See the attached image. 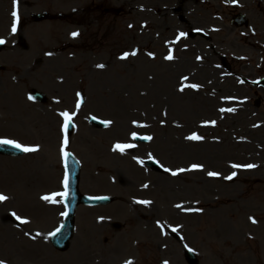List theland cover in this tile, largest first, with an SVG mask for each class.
Instances as JSON below:
<instances>
[{
    "label": "rangeland",
    "instance_id": "obj_1",
    "mask_svg": "<svg viewBox=\"0 0 264 264\" xmlns=\"http://www.w3.org/2000/svg\"><path fill=\"white\" fill-rule=\"evenodd\" d=\"M235 12L248 28L229 25ZM32 13L48 19L33 23ZM0 37V139L39 150L0 157V261L187 264V248L197 264H264V90L241 83L264 76V0H0ZM32 88L45 105L29 99ZM58 111L72 117L70 138ZM90 116L110 123L95 129ZM133 133L152 139L138 144ZM193 134L202 139H186ZM116 144L135 146L121 153ZM64 149L80 164L79 192L115 201L79 206L59 253L48 238L62 223L63 196L41 197L60 188ZM149 159L161 169L145 167ZM107 221L122 228H99Z\"/></svg>",
    "mask_w": 264,
    "mask_h": 264
},
{
    "label": "water",
    "instance_id": "obj_2",
    "mask_svg": "<svg viewBox=\"0 0 264 264\" xmlns=\"http://www.w3.org/2000/svg\"><path fill=\"white\" fill-rule=\"evenodd\" d=\"M41 16L36 17V19H41ZM40 98V96H38ZM0 153L1 154H10V155H19L20 153L17 152L12 147H9L5 144H0ZM69 177H68V183L66 186L67 195L64 200L66 209H67V215L65 217V221L62 225V228L54 233L52 237L50 238V241L52 245L60 250L64 251L68 247V241L71 237L72 231H73V215L75 208L78 204H107L110 199L108 198H87L84 196H81L78 194L77 191V182H78V169L76 164L69 163ZM187 260L193 264L194 258L187 254Z\"/></svg>",
    "mask_w": 264,
    "mask_h": 264
},
{
    "label": "snow or ice",
    "instance_id": "obj_3",
    "mask_svg": "<svg viewBox=\"0 0 264 264\" xmlns=\"http://www.w3.org/2000/svg\"><path fill=\"white\" fill-rule=\"evenodd\" d=\"M12 16L14 17V18H16L17 17V13H16V11H13L12 12ZM13 31H15V23L13 24ZM78 35V33H72V36L73 37H75V36H77ZM4 41H2V40H0V43H3ZM136 53L135 52H133V53H131V55H135ZM129 54H125V56H123V57H121V59H125V58H127V56H128ZM166 59H172V57L171 56H168V57H166ZM100 67H103V66H100ZM191 87H196L195 85H192ZM181 91H183V88H181L180 89ZM79 95V94H78ZM77 107H79V104H77ZM223 111V110H222ZM61 115L63 116V118H64V128H67V126H68V124H69V122L71 121V119H72V117L69 115V113H67V112H63V113H61ZM108 123H110V122H105V125L107 126V124ZM132 138L133 139H135L136 138V134L135 133H133L132 134ZM144 139H148V140H150V139H152L151 137H144ZM186 139H188V140H200V139H202L200 136H198V135H196V134H193V135H190V136H188V137H186ZM65 143H67V141H65ZM0 144H10V145H12L13 147H15V148H18L20 151H22V152H32V151H36L37 149H34V148H29V147H24V146H22L21 144H19V143H16V142H14V141H12V140H0ZM135 145H132V144H116L115 146H114V148H113V151H117V150H119L121 153H123L124 152V150L125 149H127V148H131V147H134ZM202 165H197V164H193L192 166H191V169H189V170H202ZM232 167L233 168H237V167H240L239 165H232ZM254 167H256L255 165H247V168H254ZM165 171H169V169H167V168H165L164 169ZM185 169H180V171H184ZM171 174L173 175V176H175V175H177L178 173L177 172H171ZM235 174L233 173V176H234ZM208 176L209 177H218L219 176V173H216V172H208ZM233 176H229V177H227V179H232L233 178ZM67 185H66V182H65V187H66ZM145 187H147V185H145ZM55 195H58V196H66L67 195V193L66 192H61V193H56V194H54V196H43V197H41V199L42 200H44V201H46V202H52L53 200H54V197H55ZM7 199V197L6 196H4V195H0V202H2V201H4V200H6ZM136 203H144V204H148V203H150L149 201H135ZM13 215H15V214H13ZM16 219H18V220H20V218L19 217H16ZM250 219H252V218H250ZM21 223H27V221H25V220H21L20 221ZM252 222L253 223H256L257 221L255 220V219H252ZM173 231H175V229H173ZM39 235V234H38ZM0 264H4V262L3 261H0ZM128 264H131V262H128Z\"/></svg>",
    "mask_w": 264,
    "mask_h": 264
},
{
    "label": "bare ground",
    "instance_id": "obj_4",
    "mask_svg": "<svg viewBox=\"0 0 264 264\" xmlns=\"http://www.w3.org/2000/svg\"><path fill=\"white\" fill-rule=\"evenodd\" d=\"M244 167V166H243ZM96 173H99V171H96V170H94ZM50 193V192H49ZM49 196H51V195H49ZM190 217V216H189ZM261 233L260 232H258V235H260Z\"/></svg>",
    "mask_w": 264,
    "mask_h": 264
}]
</instances>
